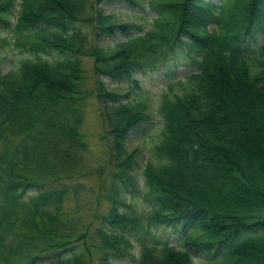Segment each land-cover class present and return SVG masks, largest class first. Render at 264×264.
<instances>
[{
    "label": "trees",
    "instance_id": "1",
    "mask_svg": "<svg viewBox=\"0 0 264 264\" xmlns=\"http://www.w3.org/2000/svg\"><path fill=\"white\" fill-rule=\"evenodd\" d=\"M117 2L0 0V49L30 56L0 73V264H264V0H146L145 31Z\"/></svg>",
    "mask_w": 264,
    "mask_h": 264
},
{
    "label": "rangeland",
    "instance_id": "2",
    "mask_svg": "<svg viewBox=\"0 0 264 264\" xmlns=\"http://www.w3.org/2000/svg\"><path fill=\"white\" fill-rule=\"evenodd\" d=\"M142 5L146 7V0H141ZM129 3L125 0L121 2L114 3L110 5L107 9V13H112L115 16L117 21L127 22L134 26H141L145 31L150 24L152 14L148 12L147 9L143 7L131 8ZM136 34V30H132V35ZM30 57L27 54H20L19 51L14 46H6L0 49V73H5L12 67H14L19 60L23 58ZM44 58V57H43ZM84 64L87 69V74L89 75V84H94L92 82L93 74L91 68L93 65L92 59H85ZM101 81L107 82V78L101 77ZM142 83L145 86V89L148 91L147 94H150L151 98L155 99L154 96L161 88L163 80L161 78V73H147L146 76L142 79ZM109 87V86H108ZM108 114L107 111L99 106V103L94 100H90L88 107L86 109L85 120L81 127V132L86 136L88 144L87 157L91 163V171L100 169L102 165L105 164L107 157L109 156V146L111 139H108L107 142L100 141L105 137V133L108 138ZM107 139V138H106ZM98 179L96 176L90 177L89 180H86V184L92 187L91 193L85 194L84 198L81 200H96L97 194L99 193L98 188ZM127 204L130 205V210H136L138 212L142 211L143 206L138 200H127ZM107 204H104V208H107ZM91 209H94L92 207ZM153 237L161 238L164 234L162 231L154 229ZM172 240V239H171Z\"/></svg>",
    "mask_w": 264,
    "mask_h": 264
}]
</instances>
